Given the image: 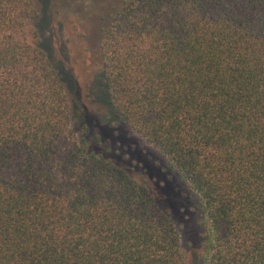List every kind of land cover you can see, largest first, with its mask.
<instances>
[{"label": "trees", "instance_id": "16d2710c", "mask_svg": "<svg viewBox=\"0 0 264 264\" xmlns=\"http://www.w3.org/2000/svg\"><path fill=\"white\" fill-rule=\"evenodd\" d=\"M40 16L0 0V264H187L149 188L75 130ZM99 53L114 118L197 195L205 264H264V0H125Z\"/></svg>", "mask_w": 264, "mask_h": 264}, {"label": "rangeland", "instance_id": "374dc122", "mask_svg": "<svg viewBox=\"0 0 264 264\" xmlns=\"http://www.w3.org/2000/svg\"><path fill=\"white\" fill-rule=\"evenodd\" d=\"M124 1L38 0L44 45L68 86L79 136L149 188L173 217L187 264H205L208 223L197 195L160 150L114 118L103 91L102 33Z\"/></svg>", "mask_w": 264, "mask_h": 264}]
</instances>
